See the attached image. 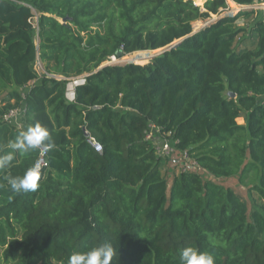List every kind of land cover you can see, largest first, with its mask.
I'll list each match as a JSON object with an SVG mask.
<instances>
[{"label":"trees","instance_id":"obj_1","mask_svg":"<svg viewBox=\"0 0 264 264\" xmlns=\"http://www.w3.org/2000/svg\"><path fill=\"white\" fill-rule=\"evenodd\" d=\"M194 1L0 0V153L22 131L3 119L16 109L55 143L36 191L14 194L4 177L23 175L39 151L0 171V222L12 235L4 263L67 264L111 243V264H180L189 246L214 264H264V10L222 16L227 0ZM158 50L144 65L106 64ZM81 76L69 101L67 84ZM151 130L211 179L186 170L168 186ZM228 178L256 196L251 210L215 181Z\"/></svg>","mask_w":264,"mask_h":264},{"label":"clouds","instance_id":"obj_2","mask_svg":"<svg viewBox=\"0 0 264 264\" xmlns=\"http://www.w3.org/2000/svg\"><path fill=\"white\" fill-rule=\"evenodd\" d=\"M8 151L0 153V171L9 169L18 155L33 151H51L55 147L47 127L34 122L8 142ZM14 194L36 191L40 179V163L36 162L24 170L23 175L4 177ZM115 249L111 243H102L85 251L71 254L67 264H111ZM180 264H214V257L209 252L200 251L196 247H185L179 253Z\"/></svg>","mask_w":264,"mask_h":264},{"label":"rangeland","instance_id":"obj_3","mask_svg":"<svg viewBox=\"0 0 264 264\" xmlns=\"http://www.w3.org/2000/svg\"><path fill=\"white\" fill-rule=\"evenodd\" d=\"M192 1L195 4V1L194 0H192ZM204 3H202L199 6L203 7ZM239 11H242V10L239 8L238 5L233 4L230 0H227V8L225 9V11H223L221 13V15L222 16L223 15H232L233 16V15H236ZM254 12L256 14L261 13V11H254ZM216 18H218V17L215 15H212L210 19H207L205 21L201 20V21L194 22L192 24L193 32L198 31L200 28H202L203 26H205L209 22L216 20ZM246 24H247V20H241L240 19L237 21V25L239 27H244V25L247 26L248 24L247 25ZM243 37L244 36H242V35H239L237 37V44H240V42L245 41V43L243 45L246 47L250 46L251 42L249 40L243 41V39H244ZM32 39H33L35 44H38V40H37V36H36L35 31L32 34ZM160 51L161 50L146 51V52H142V51L133 52V53H130L127 55H123L119 59L120 61L118 63L119 64L135 63V64H139V65H144V64L148 63L153 56L160 53ZM106 64H109V62H107ZM34 69L37 72V74L41 76L42 72L44 70L43 64L41 62H40V64L37 63V65L34 66ZM71 81H73V79L69 80L68 84H70ZM21 93L24 94L25 89H22ZM19 110H20V112L22 111V109H19ZM13 123H15L14 126L17 129L23 130L24 128H26V125H25L24 120H23V114H21ZM150 134L152 135L151 137H153V138L149 139V141L151 142V144L153 145V147L155 149L156 156L159 158L160 171H161L163 177L165 178L168 186H170L172 179L175 176L180 175V173L183 172L184 169L186 168V166H185L186 160L183 156V153L176 149V147L174 145V141H172L171 139L168 138V135H161V134L156 133L153 130H151ZM156 136H158L159 138L154 140V138ZM164 145L166 146V149H163ZM192 171H194L195 173H198L203 179H211V177L202 169H194ZM215 181L217 183H219L220 185H222L223 187L233 189L247 203L250 210L254 207L253 201H254V199H256V196L253 194H249L247 192V189L240 186L237 183V180L235 178L218 179ZM11 236L12 235H11L10 228L5 223L0 222V253L2 252L4 245L9 241ZM0 264H6V263H4L0 259Z\"/></svg>","mask_w":264,"mask_h":264},{"label":"built area","instance_id":"obj_4","mask_svg":"<svg viewBox=\"0 0 264 264\" xmlns=\"http://www.w3.org/2000/svg\"><path fill=\"white\" fill-rule=\"evenodd\" d=\"M239 8L241 10H254V11H263L264 10V0H252V3L249 4V5H245V6H239ZM32 26H33V29L35 32H37V15L35 14V17L33 18L32 20ZM121 57H117V56H111L107 62H109V64H118V62L120 61ZM106 62V63H107ZM37 63L40 64V61L37 60V62L35 63V66L37 65ZM42 74H46L45 71L43 70ZM84 82V77L81 76V77H78V78H75L73 79V81L70 82V84H67V87H66V98L69 100V101H72L73 98H74V88L77 86V85H80ZM21 114H23V110L20 112L19 109H16V110H12V111H9L4 117V121H6L7 123H10L12 125H14L15 123H13ZM151 133V132H150ZM148 134L147 135V140L151 139L152 135L151 134ZM88 144L94 148V150L96 152H101V146L96 142L94 141L93 139L89 138L87 140ZM163 149H166V146L164 145L163 146ZM167 153V152H166ZM183 156L186 160V168L184 169V171L188 170V171H192L194 169L197 168V164L195 161L191 160L187 154L185 152H183ZM40 163V170L42 167H46L47 166V161H46V151L45 150H39V158H38V161ZM191 169V170H190Z\"/></svg>","mask_w":264,"mask_h":264},{"label":"water","instance_id":"obj_5","mask_svg":"<svg viewBox=\"0 0 264 264\" xmlns=\"http://www.w3.org/2000/svg\"><path fill=\"white\" fill-rule=\"evenodd\" d=\"M180 41H181V40L174 42V43H173L172 45H170L168 48H171V47L175 46V45L178 44ZM164 50H167V49H163V51H164ZM229 95H230L231 97L234 96L232 93H230Z\"/></svg>","mask_w":264,"mask_h":264},{"label":"crops","instance_id":"obj_6","mask_svg":"<svg viewBox=\"0 0 264 264\" xmlns=\"http://www.w3.org/2000/svg\"><path fill=\"white\" fill-rule=\"evenodd\" d=\"M22 110H23V109H22ZM153 131H154V130H153ZM157 138H159V137H158V136H156V137L154 138V140H155V139H157Z\"/></svg>","mask_w":264,"mask_h":264},{"label":"bare ground","instance_id":"obj_7","mask_svg":"<svg viewBox=\"0 0 264 264\" xmlns=\"http://www.w3.org/2000/svg\"><path fill=\"white\" fill-rule=\"evenodd\" d=\"M233 3V2H232ZM234 4V3H233Z\"/></svg>","mask_w":264,"mask_h":264}]
</instances>
